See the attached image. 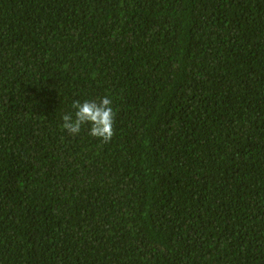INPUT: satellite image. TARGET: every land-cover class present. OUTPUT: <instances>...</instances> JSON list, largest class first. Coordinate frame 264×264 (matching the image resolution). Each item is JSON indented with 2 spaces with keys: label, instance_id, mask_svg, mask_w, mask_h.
Instances as JSON below:
<instances>
[{
  "label": "trees",
  "instance_id": "16d2710c",
  "mask_svg": "<svg viewBox=\"0 0 264 264\" xmlns=\"http://www.w3.org/2000/svg\"><path fill=\"white\" fill-rule=\"evenodd\" d=\"M0 264H264V0H0Z\"/></svg>",
  "mask_w": 264,
  "mask_h": 264
},
{
  "label": "clouds",
  "instance_id": "9594fccd",
  "mask_svg": "<svg viewBox=\"0 0 264 264\" xmlns=\"http://www.w3.org/2000/svg\"><path fill=\"white\" fill-rule=\"evenodd\" d=\"M74 112L62 116V128L72 136L81 133L84 127L89 128L88 134L99 139L102 144L110 143L115 136L116 112L109 96L98 100H76L72 104Z\"/></svg>",
  "mask_w": 264,
  "mask_h": 264
}]
</instances>
